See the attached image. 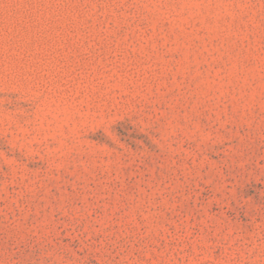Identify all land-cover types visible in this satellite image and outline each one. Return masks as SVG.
Segmentation results:
<instances>
[{
	"label": "rangeland",
	"instance_id": "obj_1",
	"mask_svg": "<svg viewBox=\"0 0 264 264\" xmlns=\"http://www.w3.org/2000/svg\"><path fill=\"white\" fill-rule=\"evenodd\" d=\"M0 264H264V0H0Z\"/></svg>",
	"mask_w": 264,
	"mask_h": 264
}]
</instances>
